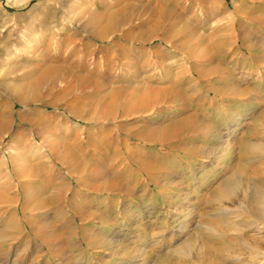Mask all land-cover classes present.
I'll use <instances>...</instances> for the list:
<instances>
[{
  "label": "rangeland",
  "instance_id": "rangeland-1",
  "mask_svg": "<svg viewBox=\"0 0 264 264\" xmlns=\"http://www.w3.org/2000/svg\"><path fill=\"white\" fill-rule=\"evenodd\" d=\"M256 183L264 0H0V264H264Z\"/></svg>",
  "mask_w": 264,
  "mask_h": 264
},
{
  "label": "bare ground",
  "instance_id": "bare-ground-1",
  "mask_svg": "<svg viewBox=\"0 0 264 264\" xmlns=\"http://www.w3.org/2000/svg\"><path fill=\"white\" fill-rule=\"evenodd\" d=\"M233 183V182H232ZM228 187L229 186H226V190L227 191H229V189H228ZM229 188H231V187H229ZM254 189H256V191H257V202H256V204L254 203V199L256 198L255 196L256 195H253V197H252V204L254 203L255 204V206L253 207L254 208V210L256 211V215L257 216H259V215H261L262 213L264 214V190H263V184H255L254 185ZM253 189V190H254ZM255 201H256V199H255ZM253 210V211H254ZM252 211V212H253ZM262 214V215H263ZM264 217V216H263ZM260 219V218H259ZM262 219V218H261ZM258 222V221H257ZM242 246H244L246 249H247V252H248V255H249V257H253V258H259V259H261V258H264V249L261 247V246H259V245H254V244H250V243H244ZM209 251V250H208ZM217 251V250H216ZM218 252V251H217ZM214 254V253H213ZM211 256H212V254H210ZM218 256V255H217ZM216 257V256H215ZM237 258H239V257H237ZM217 259V258H216ZM220 259V258H219ZM219 261V260H218ZM221 261H223V260H221ZM211 262V261H210ZM214 264V263H213ZM216 264V263H215Z\"/></svg>",
  "mask_w": 264,
  "mask_h": 264
}]
</instances>
